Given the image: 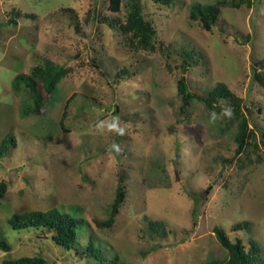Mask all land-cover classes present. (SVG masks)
Returning a JSON list of instances; mask_svg holds the SVG:
<instances>
[{"label":"rangeland","instance_id":"rangeland-1","mask_svg":"<svg viewBox=\"0 0 264 264\" xmlns=\"http://www.w3.org/2000/svg\"><path fill=\"white\" fill-rule=\"evenodd\" d=\"M231 1L140 0L156 44L133 51L109 23L124 21L127 0L117 12L108 0H0V141L7 133L16 139L0 158L6 184L0 240L10 245L0 249V264L22 256H41L45 264H97L57 245L46 231L8 225L14 212L51 207L88 220L91 234L119 264L222 258L214 226L246 247L255 240L264 256V86L254 77L264 58V0L239 8ZM192 3L215 7L210 30L191 20ZM13 8L29 16H13ZM187 51L197 61L183 69ZM36 65L44 102L39 113L22 116L30 102L23 100L24 89L13 92L12 80ZM181 75L195 92L223 82L242 97L259 147L248 145L236 157L233 122L210 126L211 111L195 100L182 109ZM109 115L120 117L125 136L93 129ZM112 143L121 146L119 155L108 151ZM119 183L124 201L113 225L100 229L94 219L108 217ZM151 221H161L166 234Z\"/></svg>","mask_w":264,"mask_h":264},{"label":"trees","instance_id":"trees-1","mask_svg":"<svg viewBox=\"0 0 264 264\" xmlns=\"http://www.w3.org/2000/svg\"><path fill=\"white\" fill-rule=\"evenodd\" d=\"M108 9L117 12L122 0H108ZM167 5L173 0H156ZM231 7L239 8L241 5L251 7L253 0H232L228 3ZM70 10V9H66ZM13 16L21 15L29 16L21 13L19 10L11 9ZM189 17L191 20L197 21L204 29L210 30L215 24L218 14L211 4L208 3H192L189 8ZM11 17L7 22H13ZM118 20H109L112 27H117L126 38V43L133 51L138 50H154L156 44V29L151 20L147 19L142 11L140 0H127V11L124 21L117 23ZM186 56L183 59L182 67L186 69L196 62L195 53L193 51L185 52ZM260 69L254 72L256 80L264 86V58L257 61ZM41 69L40 65L33 67L31 73L16 74L12 80V90L19 93L24 89V101L30 102L25 109H21V115L27 116L41 111L44 102V93L39 86L37 76ZM126 69H122L121 73H126ZM120 72H118L119 74ZM177 93L182 100L181 108L189 104L191 101L202 103L208 110L218 112L221 110L220 101L231 105L234 109V118L230 121L235 124L234 141L236 143L234 156H239L245 151L248 145L253 149H257L255 131L249 127L248 119L242 109L243 99L230 90L225 83L216 82L212 87L207 89L205 93H198L190 89L187 79L181 75L177 82ZM47 91H50L47 88ZM72 94L65 103V108L62 112V118L65 115L66 106L73 97ZM22 102V100H21ZM61 123V122H60ZM16 146L14 135L7 133L0 141V158L4 157L10 147ZM6 184L0 181V200L4 196ZM125 198V189L119 183L115 198L111 204L109 215L104 220L94 219V224L100 229L109 228L113 225L119 208ZM78 207H76L78 213ZM247 221L236 223L233 225V230H239L245 227ZM8 225L15 230L35 228L43 232H48L52 240L59 246L64 248L76 249V252L81 256L94 260L97 264H119L116 256H107L102 249V241L91 234L89 231V222L83 217L72 215L67 212L58 210L56 207L48 209H32L27 211L14 212L8 218ZM151 226H157L166 229L161 221H151ZM214 235L225 250V255L222 258H210L202 264H264V256L260 254L259 245L255 240H249V246L246 247L241 238L237 237L232 240L226 232L218 227H213ZM81 240L85 242L82 243ZM0 249L10 250V245L4 240H0ZM46 260L41 256H22L17 259H5L3 264H45Z\"/></svg>","mask_w":264,"mask_h":264},{"label":"clouds","instance_id":"clouds-1","mask_svg":"<svg viewBox=\"0 0 264 264\" xmlns=\"http://www.w3.org/2000/svg\"><path fill=\"white\" fill-rule=\"evenodd\" d=\"M234 118V109L231 105L225 104L219 113L216 111H211L208 114V124L210 126L215 125L218 120ZM93 129L98 134L111 133L116 136H125L127 133L126 128L122 125L121 119L118 115H109L104 119H98L93 125ZM108 151L115 155H119L122 152V148L117 143H112L108 146Z\"/></svg>","mask_w":264,"mask_h":264}]
</instances>
